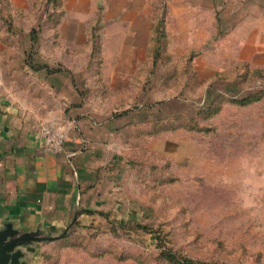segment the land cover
<instances>
[{"label":"rangeland","instance_id":"rangeland-1","mask_svg":"<svg viewBox=\"0 0 264 264\" xmlns=\"http://www.w3.org/2000/svg\"><path fill=\"white\" fill-rule=\"evenodd\" d=\"M65 80L122 203L31 264H264V0H0V95L61 119Z\"/></svg>","mask_w":264,"mask_h":264},{"label":"crops","instance_id":"crops-1","mask_svg":"<svg viewBox=\"0 0 264 264\" xmlns=\"http://www.w3.org/2000/svg\"><path fill=\"white\" fill-rule=\"evenodd\" d=\"M70 87L67 80L60 87L66 97L61 119L41 117L14 97L0 95V229L11 223L19 234L57 238L120 211L121 173L106 167L114 117L91 110L89 105L96 107L91 100L73 102ZM43 122L67 131L63 152L46 151L39 132ZM43 241L23 249L29 264Z\"/></svg>","mask_w":264,"mask_h":264},{"label":"water","instance_id":"water-1","mask_svg":"<svg viewBox=\"0 0 264 264\" xmlns=\"http://www.w3.org/2000/svg\"><path fill=\"white\" fill-rule=\"evenodd\" d=\"M66 232L62 234L64 236ZM54 236H37L36 234H19L13 229L11 223H7L5 228L0 229V264H29L26 252L19 247L22 242L36 240H47Z\"/></svg>","mask_w":264,"mask_h":264},{"label":"built area","instance_id":"built-area-1","mask_svg":"<svg viewBox=\"0 0 264 264\" xmlns=\"http://www.w3.org/2000/svg\"><path fill=\"white\" fill-rule=\"evenodd\" d=\"M46 151L63 152L68 138L67 131L61 125L43 122L39 129Z\"/></svg>","mask_w":264,"mask_h":264},{"label":"trees","instance_id":"trees-1","mask_svg":"<svg viewBox=\"0 0 264 264\" xmlns=\"http://www.w3.org/2000/svg\"><path fill=\"white\" fill-rule=\"evenodd\" d=\"M42 68H43V69H46V72H45L46 74H52V73H56V72H58V71H59V72H62V71H63V72H65L66 74H67V73H71V72H70L71 70H66V69H60V70H59V69H57V68H52V67H50L49 65H44V66H42ZM139 110H140V109H139ZM107 220H110V218H107Z\"/></svg>","mask_w":264,"mask_h":264},{"label":"flooded vegetation","instance_id":"flooded-vegetation-1","mask_svg":"<svg viewBox=\"0 0 264 264\" xmlns=\"http://www.w3.org/2000/svg\"><path fill=\"white\" fill-rule=\"evenodd\" d=\"M39 237V235H37ZM34 243V241H30V242H22L19 244V247L23 248V249H27L28 246L32 245Z\"/></svg>","mask_w":264,"mask_h":264}]
</instances>
